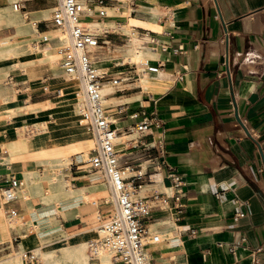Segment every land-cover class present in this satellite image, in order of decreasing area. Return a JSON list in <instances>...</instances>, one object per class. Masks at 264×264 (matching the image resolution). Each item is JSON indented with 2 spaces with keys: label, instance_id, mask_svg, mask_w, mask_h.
Segmentation results:
<instances>
[{
  "label": "crops",
  "instance_id": "0c3cea01",
  "mask_svg": "<svg viewBox=\"0 0 264 264\" xmlns=\"http://www.w3.org/2000/svg\"><path fill=\"white\" fill-rule=\"evenodd\" d=\"M56 3L0 0V194L11 175L22 181L17 200L0 203V232L13 235L15 256L22 250L48 254L87 244L94 235L84 230V220L98 219L109 209L104 205L107 186L96 182L85 166H74L85 160L83 152L72 154L61 174L38 164L67 165L69 161L52 157L49 147L85 141L74 93L60 70L53 69L60 44L52 21ZM97 9L105 15L84 13L81 21L97 24L90 58L105 74L104 82L118 83L102 87L105 114L123 139L116 144L120 167L129 171L127 176L141 174L139 194L157 200L146 238L149 242L160 234L161 241L148 244L147 253L156 264H252L256 252V264H264V0H137L132 11L127 0H104ZM135 36L139 62L131 61ZM1 57L16 63L15 73L2 77L3 67L12 69ZM48 103L54 104L43 118L50 146L38 135L18 144L21 126L33 127L35 114ZM9 106L29 116L21 120ZM150 113L161 126L141 138L145 148H132L125 141ZM159 144L168 166L177 172L179 189L167 178L166 167L157 169L146 158L144 149L155 158ZM27 175L37 178L36 186L28 184L30 178L25 181ZM54 175L73 190L69 196L65 188L60 192L66 198L58 199V208L54 201L39 204L29 198L58 184L50 183ZM8 209L16 211L15 220ZM239 212L243 216L234 220ZM20 219L67 235L48 248L46 236L27 231L28 223L17 229ZM53 219L58 224L52 225ZM232 246L234 254L229 252ZM4 247L1 255L10 251L8 244H0Z\"/></svg>",
  "mask_w": 264,
  "mask_h": 264
},
{
  "label": "built area",
  "instance_id": "2783aa9c",
  "mask_svg": "<svg viewBox=\"0 0 264 264\" xmlns=\"http://www.w3.org/2000/svg\"><path fill=\"white\" fill-rule=\"evenodd\" d=\"M56 7L52 13V21L59 33V38L66 45L58 50V66L63 77L76 80L78 90L81 93V117L90 133L92 143L88 151L87 159L74 165L76 169L85 166L86 172L93 175L96 182L103 183L108 188V198L104 205L109 206L107 213L100 215L96 225V239L89 241L87 253L90 262L101 264L98 253L106 249L111 254V264H156L146 251L148 244H155L161 241V235L153 234L147 242V223L151 212L157 207L156 197H143L139 195L140 185L137 180L141 174L122 177L119 163L118 151L114 139L117 132L112 129L111 123L105 114L102 106L100 89L105 79V74H99L94 68L90 58V49L97 44V32L81 24L85 14L96 13L103 17L104 11L98 10L104 0H86V7L83 0H56ZM137 0H127L129 10L132 11ZM13 5V9H17ZM19 9H21L19 7ZM59 91H57V95ZM161 120L155 113L143 115L141 122L134 126L136 135L125 142L132 143V148L142 145L141 138L151 128H159ZM33 127H26L23 130L25 135H32ZM145 148L144 145H142ZM150 149H144L146 158L155 168L166 167L167 178L174 188L179 189L181 181L174 168L169 167L165 157L166 152L162 144L158 145V154L155 158L147 153ZM8 186L0 194V201L4 205L14 202L17 199L22 181L15 175L7 180ZM177 191V194H180ZM178 200V197L174 198ZM96 206L95 203L92 204ZM181 206L176 208L180 213ZM243 213L235 215L234 220L242 217ZM11 221L15 220L17 213L11 211ZM245 239H241L244 241ZM7 251L5 247L0 248L1 253ZM9 252V251H8ZM229 252L235 253V247L229 248ZM256 252L253 254V263L258 262ZM21 264H40L32 251H22L16 254ZM175 264V263H172Z\"/></svg>",
  "mask_w": 264,
  "mask_h": 264
},
{
  "label": "rangeland",
  "instance_id": "374dc122",
  "mask_svg": "<svg viewBox=\"0 0 264 264\" xmlns=\"http://www.w3.org/2000/svg\"><path fill=\"white\" fill-rule=\"evenodd\" d=\"M86 23V22H85ZM85 27H87V28H89L90 29V31H93V32H96V31H98V30H96L95 28H97L98 26L97 25H95V24H93V25H88V24H86V25H84ZM55 37L57 38V39H60L59 38V33H58V31H56V33H55ZM138 39L139 38H137L136 36L134 37V40H133V50H134V52L132 51V53H134V55H135V52H136V50H137V48H139V46H137L138 45V43H139V41H138ZM62 39H60V41H61ZM60 47H62L61 46V44H59V46H58V48H60ZM30 49V51H33V48H32V46L29 48ZM136 56V55H135ZM1 58H4V59H6L7 58V60L9 61V62H5L4 63V65L5 64H7V66H9L8 68L9 69H12L13 67H15L16 66V63L10 58V57H1ZM140 59H141V57H134L133 56V58L131 59V61H135V62H139L140 61ZM56 60H57V64H56V66L53 68L54 69V71H59L60 69H59V66H58V57H56ZM91 61H92V63H93V60H92V58H91ZM6 66V65H5ZM93 66H94V68L95 69H99V67L96 65V64H94L93 63ZM27 68V67H26ZM100 70V69H99ZM2 71H3V73H2V77H5L8 73H15L16 72V69L14 68V69H12V70H10V71H8V72H6L5 71V69H4V67H3V69H2ZM101 70H100V73L99 74H101ZM62 75V74H61ZM63 76V75H62ZM62 80L66 83V86H67V88H69L70 90H72L75 86L77 87L78 86V84L77 83H75V82H69L68 81V79L66 78V77H63L62 78ZM80 92V91H79ZM11 95H12V97L15 99V100H17V102L19 103V100H18V98H16L15 97V95L11 92ZM72 97L74 98L75 96H74V94L72 95ZM19 99H20V97H19ZM80 100H81V93H80ZM77 101V100H76ZM75 100H74V102H76ZM80 102V101H79ZM54 106V104H52V103H48V104H46V105H43L42 107H41V109L43 108V107H48V106ZM104 105V103L102 102V106ZM10 107H12V106H10ZM40 109V110H41ZM81 110V109H80ZM80 112V113H79ZM77 118H78V123L80 124V127L83 129V132H84V135H85V141H79L78 143H79V146H78V148H77V151H75V152H73V153H71L70 154V156L72 155V154H74V153H76V152H83V154H84V159H87V153H88V151L91 149V147H92V143L89 141L90 139H91V137H90V133H89V131L87 130V128H86V126H85V123H84V121H83V119H82V117H81V111H78V113H77ZM43 121L44 120H42L40 117H38V116H36V118L34 119V124L32 125V126H35V128L36 127H39V129H42L41 128V124L43 123ZM45 122V121H44ZM26 125H22L21 126V128H20V131H18V136H22V133H23V129H24V127H25ZM48 129V128H47ZM20 134V135H19ZM39 135H42V134H40L39 133ZM123 139H119V140H115L114 141V143L115 144H117L118 142H120V141H122ZM68 146H70V145H68ZM71 161V160H70ZM70 161L68 162V164L67 165H64V166H62V167H57V166H54V165H52V164H46V163H38V164H44V167H46L48 170H50V172H57V173H59V174H61V171H62V169L63 168H66V167H68V165L70 164ZM42 169V168H41ZM38 173H39V177L40 178H42L43 180H44V176H43V174L40 172V170H38ZM31 179V181H27L28 179ZM25 181H27L28 182V184L30 183V186H31V184H32V186L34 187V186H36L37 185V178L35 177V176H32V175H27L26 177H25ZM58 183V184H56V185H52L51 186V189H50V191H46V189L45 190H43V189H41L40 191H37V192H35V193H33L32 195L33 196H30L27 192H25V194H28L30 197L29 198H32V199H34V200H38V202H40L39 204H46V203H49V202H53V204H55L56 205V208H58V199H60V198H66V197H59V195H60V192H62L63 190H65V189H69L70 188V184L69 183H66V182H64L63 180H62V176H56V175H54V177L53 178H51L50 179V183ZM28 186H26V184L24 185V188L26 189ZM41 187H42V184H41ZM65 188V189H64ZM106 188V187H105ZM146 193H140L139 195L140 196H143V195H145ZM104 197L107 199L108 198V193L106 192L105 194H104ZM0 203H1V201H0ZM57 213H59L60 214V212H58V211H56ZM0 214L1 215H3V211H1L0 212ZM85 222H86V225L84 226V230H86V232H91L94 236H93V238L95 237V234H96V231H95V229H91L92 227H94V226H96L97 224H98V221H97V218H91V219H87V220H84ZM23 223H28V225H29V227L26 229L27 231H29V230H32V231H34V232H36L37 234H39V235H42V236H46V239H45V242L47 243L46 244V246L48 247V248H50L51 246H52V244H54L55 242H58V241H62V240H59L60 239V237H62V236H65V235H67L66 233H64V232H60V233H55V227H51V229L50 228H41V227H38L35 223H32L30 220H26V219H20L16 224H17V229H20V227L23 225ZM51 224L52 225H55V224H58V222L55 220V219H53L52 220V222H51ZM17 234L18 235H20V233H19V230H17ZM23 235V234H22ZM21 235V236H22ZM97 235V234H96ZM92 238V239H93ZM12 239H13V235L12 234H10L9 236H3L2 234H1V232H0V244H8L9 246H10V251L7 253V255H0V264H21L20 263V259L17 257V256H15V254H14V250L12 249V247H11V242H12ZM78 241V240H77ZM77 241H73V240H69V241H67V242H69V243H75V242H77ZM22 250V249H21ZM23 251V250H22ZM33 252V251H32ZM36 255L38 256V260H39V263L40 264H48L47 262H45L42 258H41V256H40V254H39V252L36 250ZM100 258V257H99ZM108 259H109V257H108ZM100 260H101V264H107V262H105L104 260H102L101 258H100ZM110 260V259H109Z\"/></svg>",
  "mask_w": 264,
  "mask_h": 264
},
{
  "label": "bare ground",
  "instance_id": "6f19581e",
  "mask_svg": "<svg viewBox=\"0 0 264 264\" xmlns=\"http://www.w3.org/2000/svg\"><path fill=\"white\" fill-rule=\"evenodd\" d=\"M15 12L17 13V9H15ZM81 24L82 25H86V24H88V25H93V24L97 25L95 22H93V23H90V22H86V23L85 22H81ZM33 32L34 33H37V30L35 29V27L33 28ZM59 42H60L61 46H65L66 45V43L63 40L60 41V39H59ZM92 49H94V48H91L90 51ZM97 72L100 73V70H97ZM67 79H68L69 82H75V83H77L76 80H73V79H70V78H67ZM104 84H112V86H116L118 83L116 81H107V82H103L102 86ZM71 92L74 93L75 99L77 100V103L75 105L76 114H77L78 111H82V105H81V102H79L80 101V92L78 90V86L77 87L75 86L71 90ZM105 92H106V90H104V87H101L100 94L102 96V102L104 101L103 95H104ZM53 107L54 106H48L47 108H44L41 111H39L38 113H36L35 116H38V117H40L43 120V118L45 116L44 113L47 111V109H51ZM11 110H12L13 113H18L19 118L21 120L24 119V118H26L27 116H29L26 112H24L21 109H17L16 107H13L12 106ZM33 127L35 128V126H33ZM41 128L42 129H39V127H36L35 128V131L32 134V136H17V138H16L17 139L16 140L17 143L18 144L19 143H22V142H24V140L28 141L31 137H34V136L38 135V137H40V141H41L42 144H45V145H49L50 146V142L46 138V134L48 132V129H47L44 121L41 124ZM39 133L42 134V135H39ZM117 136L115 137L114 141L119 139ZM69 145L70 146L61 147V148H55V149H51L49 147V149L51 150L50 151L51 156L52 157H55L56 159H58L59 157L60 158H63L67 162L70 161V154L73 153V152H75V151H77V148L79 146V143L72 140V142ZM129 174H130L129 171L128 172L126 171V172H122L121 173V176L122 177H125V176H127ZM72 193H73V190L69 188V189H66V194L65 195H68L69 196ZM12 203H14V202H12ZM12 203H9V204H12ZM1 204H3V203H1ZM9 204H7V205H9ZM12 210L16 213V211L14 209H8L7 212H8V217L9 218H11L10 216H11V211ZM94 239H96V234H95V237L93 239H90L89 241L94 240ZM89 241H88V243H89ZM88 243L87 244H82L81 246H78L76 248L62 249L60 251L59 250L58 251H53L52 253H48V254H44L43 252L42 253L39 252V254H40L41 258L45 262H47L48 264H59L60 261L65 262V263H68V264H88V260L90 262L89 255L87 253ZM33 254H34L35 257L38 258V256L34 252H33ZM98 257H100L102 260H104L105 262H107V264H111V254H110V252L108 250L101 249L99 251V253H98ZM108 257H109L110 260L108 259Z\"/></svg>",
  "mask_w": 264,
  "mask_h": 264
}]
</instances>
